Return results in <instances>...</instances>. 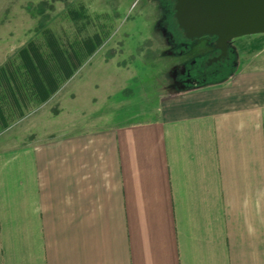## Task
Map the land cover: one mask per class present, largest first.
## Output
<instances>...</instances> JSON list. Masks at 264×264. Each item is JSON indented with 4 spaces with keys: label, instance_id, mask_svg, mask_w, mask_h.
<instances>
[{
    "label": "crops",
    "instance_id": "obj_1",
    "mask_svg": "<svg viewBox=\"0 0 264 264\" xmlns=\"http://www.w3.org/2000/svg\"><path fill=\"white\" fill-rule=\"evenodd\" d=\"M245 76L0 146V264H264V73Z\"/></svg>",
    "mask_w": 264,
    "mask_h": 264
},
{
    "label": "rangeland",
    "instance_id": "obj_2",
    "mask_svg": "<svg viewBox=\"0 0 264 264\" xmlns=\"http://www.w3.org/2000/svg\"><path fill=\"white\" fill-rule=\"evenodd\" d=\"M162 12V27L177 39L179 35L184 38L183 32L177 31L174 5L166 0H0V66L42 29H51L64 44L76 36H91L101 27L108 33L105 43L51 103L0 133V146L27 142L31 130L62 134L155 120L161 103L170 95L171 67L189 58L201 65L214 56H197L207 51L200 46L185 58L179 55L182 50H168L155 29ZM233 43L234 69L210 79L209 75L205 86L189 91H214L231 85L236 77L264 73V34L241 37Z\"/></svg>",
    "mask_w": 264,
    "mask_h": 264
},
{
    "label": "trees",
    "instance_id": "obj_3",
    "mask_svg": "<svg viewBox=\"0 0 264 264\" xmlns=\"http://www.w3.org/2000/svg\"><path fill=\"white\" fill-rule=\"evenodd\" d=\"M107 37L101 27L91 36H76L64 44L51 29H42L0 66V133L52 99Z\"/></svg>",
    "mask_w": 264,
    "mask_h": 264
},
{
    "label": "water",
    "instance_id": "obj_4",
    "mask_svg": "<svg viewBox=\"0 0 264 264\" xmlns=\"http://www.w3.org/2000/svg\"><path fill=\"white\" fill-rule=\"evenodd\" d=\"M189 41L210 37L225 50L233 40L264 34V0H171Z\"/></svg>",
    "mask_w": 264,
    "mask_h": 264
},
{
    "label": "flooded vegetation",
    "instance_id": "obj_5",
    "mask_svg": "<svg viewBox=\"0 0 264 264\" xmlns=\"http://www.w3.org/2000/svg\"><path fill=\"white\" fill-rule=\"evenodd\" d=\"M166 1L168 3H173L174 5L173 1L171 0H166ZM164 20L165 17L162 12L161 18L158 21L155 29L164 38L165 44L168 46V50H171L174 53H177L176 52L177 50L180 51L182 50V52L179 53V55L185 58L194 51L195 46H200L206 48L207 51L204 53H200V55L197 56L202 57L210 54L214 55L212 56V58L204 61L203 62L204 64L201 65H199L196 62V59L194 58H189L187 61H184L181 64L173 65V67H171V72L169 74V84L167 86V88L170 89L169 90L170 92L177 93V91L178 92L189 91L192 90L193 87L195 89L196 88L200 89L201 87L206 85L204 83H207L210 78H213L214 76L222 75L225 72V70L234 69L236 65V61H235L236 49L233 41L228 44L225 50H222L215 47V40L210 37H204L198 40L189 41L184 37V35H183L184 38H182L178 34L179 39H177L174 33H172L169 29L162 27ZM177 31L182 32L181 30L178 29ZM213 67H215L216 70L211 71V73H208L207 71ZM209 75L210 77L208 79ZM190 87L191 89H189Z\"/></svg>",
    "mask_w": 264,
    "mask_h": 264
}]
</instances>
